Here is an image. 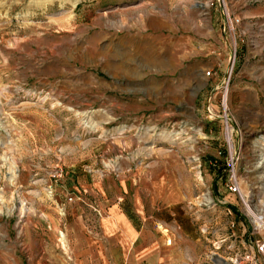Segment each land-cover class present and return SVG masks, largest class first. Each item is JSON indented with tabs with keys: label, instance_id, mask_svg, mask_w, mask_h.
Wrapping results in <instances>:
<instances>
[{
	"label": "rangeland",
	"instance_id": "obj_1",
	"mask_svg": "<svg viewBox=\"0 0 264 264\" xmlns=\"http://www.w3.org/2000/svg\"><path fill=\"white\" fill-rule=\"evenodd\" d=\"M231 166L264 222V0H0V264H38L56 222L71 264L67 205L133 172L177 179L204 264H251Z\"/></svg>",
	"mask_w": 264,
	"mask_h": 264
},
{
	"label": "crops",
	"instance_id": "obj_2",
	"mask_svg": "<svg viewBox=\"0 0 264 264\" xmlns=\"http://www.w3.org/2000/svg\"><path fill=\"white\" fill-rule=\"evenodd\" d=\"M83 193L94 199L90 208L95 205L99 215L90 208L67 205L68 219H73L61 228L67 234L71 264L207 262L210 246L205 243L203 225L190 214L186 194L170 173H120L113 188L100 183L83 189ZM58 227L57 222L49 227L53 237L45 244L48 247L41 246L38 264L61 262L56 244ZM263 255L258 256L257 264Z\"/></svg>",
	"mask_w": 264,
	"mask_h": 264
},
{
	"label": "built area",
	"instance_id": "obj_3",
	"mask_svg": "<svg viewBox=\"0 0 264 264\" xmlns=\"http://www.w3.org/2000/svg\"><path fill=\"white\" fill-rule=\"evenodd\" d=\"M209 73H207L208 75ZM226 94L224 95V101H225ZM225 137L228 147H231V137L228 134V126H225ZM232 158L230 160V164H232ZM227 189L231 194L237 195L243 206L247 209L248 215H246L248 218H251L255 220V216L253 215V209H251L250 202L246 195H242L239 190V183L235 176L234 169L231 166V175L229 177V182L227 185ZM258 214V212H256ZM262 217V215H261ZM262 226L264 227L263 217L261 221ZM259 227V226H258ZM255 230V229H254ZM258 232V231H257ZM255 232V234L257 233ZM249 249V256H246L245 259L249 260L251 264H257V259L259 255L264 254V239H258L255 240L252 245L248 246Z\"/></svg>",
	"mask_w": 264,
	"mask_h": 264
},
{
	"label": "bare ground",
	"instance_id": "obj_4",
	"mask_svg": "<svg viewBox=\"0 0 264 264\" xmlns=\"http://www.w3.org/2000/svg\"><path fill=\"white\" fill-rule=\"evenodd\" d=\"M253 215L255 216V221L256 223L261 227V221H262V217L260 214H257L255 211H253Z\"/></svg>",
	"mask_w": 264,
	"mask_h": 264
},
{
	"label": "water",
	"instance_id": "obj_5",
	"mask_svg": "<svg viewBox=\"0 0 264 264\" xmlns=\"http://www.w3.org/2000/svg\"><path fill=\"white\" fill-rule=\"evenodd\" d=\"M222 260V259H221ZM223 261V260H222Z\"/></svg>",
	"mask_w": 264,
	"mask_h": 264
}]
</instances>
